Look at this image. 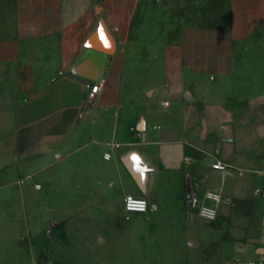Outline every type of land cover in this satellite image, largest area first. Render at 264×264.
Here are the masks:
<instances>
[{"label":"crops","instance_id":"1","mask_svg":"<svg viewBox=\"0 0 264 264\" xmlns=\"http://www.w3.org/2000/svg\"><path fill=\"white\" fill-rule=\"evenodd\" d=\"M142 1L12 0L0 24V87L13 84L0 108V264L27 258L17 236L52 218L54 232H80L95 213L151 209L159 241L177 228L170 217L199 218L208 190L222 200L215 220L199 218L197 264H264V0H231L226 24L186 26L149 54L130 33ZM101 20L115 50L89 97L69 72ZM127 194L148 210L126 219Z\"/></svg>","mask_w":264,"mask_h":264},{"label":"rangeland","instance_id":"2","mask_svg":"<svg viewBox=\"0 0 264 264\" xmlns=\"http://www.w3.org/2000/svg\"><path fill=\"white\" fill-rule=\"evenodd\" d=\"M231 14V0H143L131 24V38L138 49L149 54L173 43L186 26L217 27L226 24ZM12 18V0H0V24L6 25ZM4 80L9 82L0 87V108L10 106L8 96L13 92V84ZM151 211L128 220L122 213L115 214L107 221L104 216L96 218L95 213L84 221L80 232L66 224L54 232L58 223L52 218L42 228L17 236V252L27 258L19 256L7 264H197L205 250L196 237L202 236L209 222L170 217L177 220V228L161 233L157 241L147 230Z\"/></svg>","mask_w":264,"mask_h":264},{"label":"water","instance_id":"3","mask_svg":"<svg viewBox=\"0 0 264 264\" xmlns=\"http://www.w3.org/2000/svg\"><path fill=\"white\" fill-rule=\"evenodd\" d=\"M86 50L80 59L70 68L69 76L87 85L100 82L107 67L108 59L114 53L115 45L101 20L97 29L87 39ZM128 162L127 159H124ZM187 192H192L190 178L186 180ZM196 200V198H194Z\"/></svg>","mask_w":264,"mask_h":264},{"label":"built area","instance_id":"4","mask_svg":"<svg viewBox=\"0 0 264 264\" xmlns=\"http://www.w3.org/2000/svg\"><path fill=\"white\" fill-rule=\"evenodd\" d=\"M100 88L101 82H94L92 85H90L88 94L89 97H94V95L100 90ZM211 167L213 169L221 171L225 169V165L220 160L212 163ZM36 186L39 187V185ZM254 192L264 203V177L261 184L254 188ZM203 196L209 202L194 204V206L192 207L194 214L203 220H215L218 217L219 204L221 203L222 195L219 192L208 190L204 192ZM123 207L126 213L125 218L128 219L131 213H141L147 211L149 208V203L146 198L127 194L123 199ZM45 264L56 263L50 261L46 262Z\"/></svg>","mask_w":264,"mask_h":264}]
</instances>
